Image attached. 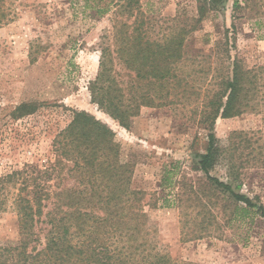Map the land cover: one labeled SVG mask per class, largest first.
<instances>
[{
  "label": "rangeland",
  "instance_id": "obj_1",
  "mask_svg": "<svg viewBox=\"0 0 264 264\" xmlns=\"http://www.w3.org/2000/svg\"><path fill=\"white\" fill-rule=\"evenodd\" d=\"M234 1L227 0L189 39V55L196 62L186 68L196 93L168 107H142L127 129L100 110L89 91L102 45L112 42V14L97 16L84 8L85 0H7L12 20L0 23V174L26 164L44 170L55 158V136L71 123L74 111H88L115 131L120 159L134 170L133 187L147 193L146 201H157L156 207L146 205L148 238L156 249L194 264H264L262 217L251 225H223L212 236L183 239L182 212L191 201L182 198L191 194L192 184L206 182L195 161L207 142L197 110L214 77L227 70L224 58L213 51L215 42L227 29L236 32L233 54L250 68L264 66V0H245L238 14ZM140 2L153 38L180 25L179 15L197 14V0ZM249 98L242 114L216 121L214 132L227 153L212 174L233 183L228 175L234 164L242 180L240 187L233 183L235 191L259 196L264 204V86L254 100ZM26 101L36 102L37 110L11 118ZM20 239L18 213L10 205L0 217V241Z\"/></svg>",
  "mask_w": 264,
  "mask_h": 264
},
{
  "label": "trees",
  "instance_id": "obj_2",
  "mask_svg": "<svg viewBox=\"0 0 264 264\" xmlns=\"http://www.w3.org/2000/svg\"><path fill=\"white\" fill-rule=\"evenodd\" d=\"M6 1L0 0L2 24L12 20ZM244 1H234L236 14ZM197 2L195 16L179 15L180 25L153 38L140 0H85L84 8L97 16L112 14V42L102 45L89 91L92 102L120 126L129 129L142 107H168L196 93L186 68L196 62L189 55V39L227 0ZM236 43V32L229 29L215 42L213 51L224 58L227 70L214 77L197 110L207 142L195 161L206 182L192 184L191 194L182 198L191 201V211L182 212L185 241L215 235L234 221L251 225L264 218L259 196L235 191L233 183L240 187L242 180L234 164L228 175L233 183L212 174L227 153L214 132L217 119L242 114L245 97L254 100L264 86V66L250 68L233 54ZM37 108L34 101L22 102L10 116L20 119ZM115 138L107 123L77 110L55 136V158L44 170L26 164L0 174V217L11 205L21 233L16 244L0 241V264H194L150 242L146 205L156 207L157 201H146L147 193L133 187V167L121 161Z\"/></svg>",
  "mask_w": 264,
  "mask_h": 264
}]
</instances>
